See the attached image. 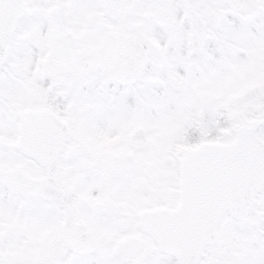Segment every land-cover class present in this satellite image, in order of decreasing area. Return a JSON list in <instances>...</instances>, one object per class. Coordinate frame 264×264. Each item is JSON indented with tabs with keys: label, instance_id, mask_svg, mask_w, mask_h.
Masks as SVG:
<instances>
[{
	"label": "snow or ice",
	"instance_id": "6c2138e0",
	"mask_svg": "<svg viewBox=\"0 0 264 264\" xmlns=\"http://www.w3.org/2000/svg\"><path fill=\"white\" fill-rule=\"evenodd\" d=\"M0 264H264V0H0Z\"/></svg>",
	"mask_w": 264,
	"mask_h": 264
}]
</instances>
